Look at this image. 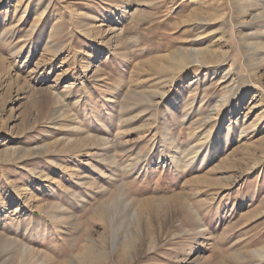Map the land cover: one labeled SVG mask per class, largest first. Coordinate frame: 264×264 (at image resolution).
Wrapping results in <instances>:
<instances>
[{"label": "rangeland", "instance_id": "1", "mask_svg": "<svg viewBox=\"0 0 264 264\" xmlns=\"http://www.w3.org/2000/svg\"><path fill=\"white\" fill-rule=\"evenodd\" d=\"M0 264H264V0H0Z\"/></svg>", "mask_w": 264, "mask_h": 264}, {"label": "bare ground", "instance_id": "2", "mask_svg": "<svg viewBox=\"0 0 264 264\" xmlns=\"http://www.w3.org/2000/svg\"><path fill=\"white\" fill-rule=\"evenodd\" d=\"M126 247L131 249L132 244L130 245V244L127 243V244H126ZM122 255H125V254L123 253Z\"/></svg>", "mask_w": 264, "mask_h": 264}]
</instances>
